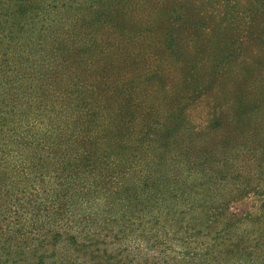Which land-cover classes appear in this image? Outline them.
<instances>
[{"label":"trees","instance_id":"16d2710c","mask_svg":"<svg viewBox=\"0 0 264 264\" xmlns=\"http://www.w3.org/2000/svg\"><path fill=\"white\" fill-rule=\"evenodd\" d=\"M0 264H264V0H0Z\"/></svg>","mask_w":264,"mask_h":264},{"label":"rangeland","instance_id":"374dc122","mask_svg":"<svg viewBox=\"0 0 264 264\" xmlns=\"http://www.w3.org/2000/svg\"><path fill=\"white\" fill-rule=\"evenodd\" d=\"M259 201L255 199H251L250 201H247L246 203L242 205H236L235 209H252L254 207H257L259 205Z\"/></svg>","mask_w":264,"mask_h":264}]
</instances>
